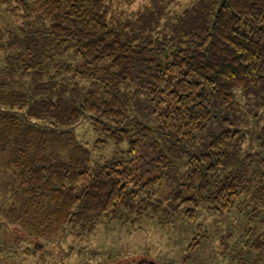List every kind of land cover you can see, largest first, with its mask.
<instances>
[{"label": "trees", "instance_id": "16d2710c", "mask_svg": "<svg viewBox=\"0 0 264 264\" xmlns=\"http://www.w3.org/2000/svg\"><path fill=\"white\" fill-rule=\"evenodd\" d=\"M2 4L16 23L0 29V159L33 235L87 238L165 204L190 221L236 213L264 258V118L255 153L236 118L240 94L264 108V0L136 15L110 0ZM86 120L112 154L77 139Z\"/></svg>", "mask_w": 264, "mask_h": 264}, {"label": "rangeland", "instance_id": "374dc122", "mask_svg": "<svg viewBox=\"0 0 264 264\" xmlns=\"http://www.w3.org/2000/svg\"><path fill=\"white\" fill-rule=\"evenodd\" d=\"M2 1L0 29H6L16 21ZM110 1L115 15H136L156 5L164 6L169 14L179 13L195 0H159L155 4L153 0ZM254 100L240 94L239 106L248 114L235 115L244 119L243 128L248 129L244 149L250 153L258 149L257 128L264 118V108ZM74 133L90 147L94 158L101 154L103 148L94 144L97 138L87 120ZM112 150L110 146L102 153L109 155ZM17 186L0 159V264H135L141 260L155 264H264V258L249 249L252 238L243 233L245 227L251 226L247 219L240 220L236 213L208 216L201 210L198 218L190 221L165 204L154 208L158 211L153 214L149 209L148 213L126 211L116 218H103L87 238L61 234L38 239L23 223ZM162 188L154 196L165 197Z\"/></svg>", "mask_w": 264, "mask_h": 264}]
</instances>
